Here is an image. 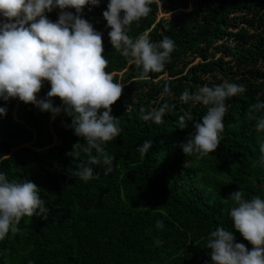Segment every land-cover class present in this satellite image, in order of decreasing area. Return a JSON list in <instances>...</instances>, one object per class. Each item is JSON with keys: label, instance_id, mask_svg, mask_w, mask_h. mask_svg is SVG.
Masks as SVG:
<instances>
[{"label": "trees", "instance_id": "obj_1", "mask_svg": "<svg viewBox=\"0 0 264 264\" xmlns=\"http://www.w3.org/2000/svg\"><path fill=\"white\" fill-rule=\"evenodd\" d=\"M109 2L86 6L82 17L102 33L106 71L124 85L112 106L123 131L103 145L113 171L105 175L102 163L91 165L94 178L80 180L74 174L88 166V155H67L77 142L86 145L70 127L72 118L63 112L53 118L18 98L0 99L7 109L0 115V173L10 181L35 183L49 210L47 219L23 217L15 236L10 232L0 240V264H214L207 242L218 227L251 250L229 213L236 191L245 199H264L259 163L264 132H257L248 114L250 105L264 102V0H153L149 15L134 21L128 35L135 40L148 32L154 43L167 36L176 48L163 71L144 80L135 79L142 69L130 63L132 58L111 44L103 17ZM60 12L54 8L46 15L57 22ZM226 80L243 85L245 92L225 101L220 145L205 157L187 155L181 145L207 108L183 102L181 93ZM50 88L44 81L38 99H47ZM52 100L63 107L58 97ZM165 103L170 110L163 123L140 119L141 107L150 112ZM180 116L186 118L185 129L179 128ZM145 140L153 146L141 158L137 149ZM158 220L163 228L156 227Z\"/></svg>", "mask_w": 264, "mask_h": 264}, {"label": "clouds", "instance_id": "obj_2", "mask_svg": "<svg viewBox=\"0 0 264 264\" xmlns=\"http://www.w3.org/2000/svg\"><path fill=\"white\" fill-rule=\"evenodd\" d=\"M101 0H0V99L8 101L18 98L26 104H34L41 111L51 112L53 118L62 112L72 118L70 127L86 145L77 142L67 155L78 158L80 152L88 155V166L83 164L74 176L87 182L94 178L91 165L104 167V174L113 171V158L103 147L122 133L120 120L112 115V106L122 97L123 83L114 82L115 73L106 71L109 65L104 55L103 36L82 17L88 5L99 6ZM153 0H110L103 17L111 29L109 37L117 51L131 57L142 69L137 80L148 78L150 72L163 71L170 61L176 44L170 37L152 42L144 32L135 40L128 35L134 21L147 17ZM54 8L61 10L57 22L48 19L46 13ZM67 9H75L73 14ZM91 10V9H89ZM123 13V15H121ZM44 81L51 88L47 99H38ZM170 88L165 85L164 93ZM245 92L241 84L224 81L215 87L202 86L195 93L186 89L180 99L187 103L206 106L202 122H196L195 132L182 144L183 151L205 157L217 150L225 130L224 117L227 112L226 99ZM58 97L63 107L54 106L52 98ZM169 105L146 112L140 108V119L163 123ZM264 102L249 106V116L255 119L257 132H264ZM0 115L7 109L0 107ZM185 116L179 118V128L185 129ZM187 120H192L191 114ZM153 142L145 140L137 150L141 158L152 148ZM95 150L96 155L92 152ZM259 163L264 165V141L259 143ZM4 159L9 158L3 156ZM98 175V173H97ZM40 189L31 181H10L0 173V240L11 232L15 236L17 225L25 216H41L47 219L48 209L40 196ZM230 209L235 230L239 231L253 248L237 243L232 231L218 227L210 233L207 248L212 250L214 264H264V199L254 196L245 199L243 192L236 191ZM163 228V221L156 222Z\"/></svg>", "mask_w": 264, "mask_h": 264}, {"label": "rangeland", "instance_id": "obj_3", "mask_svg": "<svg viewBox=\"0 0 264 264\" xmlns=\"http://www.w3.org/2000/svg\"><path fill=\"white\" fill-rule=\"evenodd\" d=\"M187 11H190V8H189ZM169 15H170V14L161 13L159 17H163V16L167 17V16H169ZM1 17H2V16H1ZM1 17H0V18H1ZM200 60H201L200 57L196 58V59H195V63H197V62L200 61Z\"/></svg>", "mask_w": 264, "mask_h": 264}]
</instances>
